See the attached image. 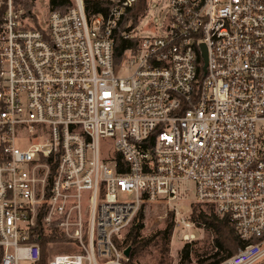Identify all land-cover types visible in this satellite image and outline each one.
<instances>
[{"label":"built area","instance_id":"built-area-1","mask_svg":"<svg viewBox=\"0 0 264 264\" xmlns=\"http://www.w3.org/2000/svg\"><path fill=\"white\" fill-rule=\"evenodd\" d=\"M102 1L110 7L90 16L84 0L49 10L40 29L5 2L0 264H129L124 235L156 203L169 205L191 243L195 222L176 204L192 192L246 243L219 264H256L264 258V0H168L155 35L139 30L148 11L138 24L127 16L138 0ZM119 37L138 43L117 61ZM103 138L113 139L112 152L102 153ZM54 233L62 239H49ZM39 241L68 252L44 258Z\"/></svg>","mask_w":264,"mask_h":264},{"label":"trees","instance_id":"trees-1","mask_svg":"<svg viewBox=\"0 0 264 264\" xmlns=\"http://www.w3.org/2000/svg\"><path fill=\"white\" fill-rule=\"evenodd\" d=\"M6 0L3 1V3L0 5V26L3 22V15L6 12ZM85 3V10L87 14L90 16L93 13H98L101 11H104L105 9H108L111 5L110 2L102 1V0H84ZM13 8L16 11L23 10V19L26 21L27 25L30 28H41L40 25V18L35 13L34 10H32V7L34 6L33 0H12ZM75 5V0H47V6L49 10H57L60 12H66L71 7ZM148 11V4L147 0H138L135 7L131 9L127 16L134 19V24H138V19L145 15ZM137 41H131L130 43L124 42L120 37L117 40L116 46H115V59L118 61L122 55V51L125 47L133 46L135 47ZM204 205L203 203H195V208L193 211V220L196 223L197 226L203 227L209 232H212L213 238L212 240L204 245L203 247H206V250L208 252H214L213 255H211L208 260V264H219L221 261L226 259L227 257H230L231 255L235 254L241 247H243L246 243L243 242L240 237L237 235L233 225L230 222V219L228 216H222L217 213L215 208L210 205L211 210L209 213L204 211L201 206ZM144 218V208L141 210V212L138 214L137 218L135 219V222L133 226L131 227L129 233L125 236V240L123 242L124 246L127 247L129 244L132 245V251L130 255L129 264H133V257L141 252V250L145 249L152 239L142 240L141 237V230L143 228V220ZM174 227V222L169 221L166 228L162 231H159L157 233V237H161L166 245L169 244L172 230ZM51 240H60L62 237H60L59 234L54 233L50 236ZM259 239L252 238L250 242H258ZM44 258L46 257V243L44 241H39ZM196 242L192 243H186L182 250H181V262L180 264H191L190 258L192 253H194L197 257L202 256V254L198 253V248L194 249V245ZM194 250V252H193ZM236 251V252H234ZM203 260H200L198 258L196 264H202Z\"/></svg>","mask_w":264,"mask_h":264},{"label":"rangeland","instance_id":"rangeland-1","mask_svg":"<svg viewBox=\"0 0 264 264\" xmlns=\"http://www.w3.org/2000/svg\"><path fill=\"white\" fill-rule=\"evenodd\" d=\"M33 3L34 6L32 7V10H34L35 13L38 15L41 23L46 26L49 14L47 0H33ZM167 3L168 0L156 1V8L148 10L139 27L140 33L142 35H155L161 33L160 25L163 21H166V17L168 14ZM113 150V139L103 138L101 140L102 153H110ZM195 203L196 202L194 200V192H192L191 197L186 202L176 204V206H178L182 212L192 218ZM211 207L212 206L206 204L201 206V208L207 213L210 212ZM169 221L174 222V227L172 230L170 242L168 245H166L163 239L161 237H157L156 235L159 231H162L166 228ZM142 222L143 228L141 230L140 238L142 240H147L152 239L154 236L155 237L145 249L141 250V252L137 253L133 257V264H180L181 250L186 244V242L182 240L180 228L176 227L175 212L172 211L169 205L164 203H156L146 206L144 208V218ZM130 229L125 233L123 241L125 240V236L129 233ZM194 232L196 233V238L192 242H196V244L193 247L194 249L199 247L198 253L202 254V256L197 257L194 253H192L190 262L191 264H196L198 258H200V260H203L202 264H208L209 261H211L208 260V258L213 255L216 251L208 252L206 250V247L203 246L208 244L212 240L213 234L205 228L197 226L196 223L194 227ZM114 241L120 248L124 247L121 243V240H119L116 236L114 237ZM66 252H68L67 245H61L60 243H57L55 244V248L51 250L48 249V251L46 250V256H49L51 253L62 254ZM256 264H264V258Z\"/></svg>","mask_w":264,"mask_h":264},{"label":"water","instance_id":"water-1","mask_svg":"<svg viewBox=\"0 0 264 264\" xmlns=\"http://www.w3.org/2000/svg\"><path fill=\"white\" fill-rule=\"evenodd\" d=\"M201 48H202V56H203V59H204L203 71H204V75H205V73H206V67H207V49H206V46L204 44H202ZM131 251H132V246L129 245L124 250V253H125V255L127 257H130Z\"/></svg>","mask_w":264,"mask_h":264}]
</instances>
